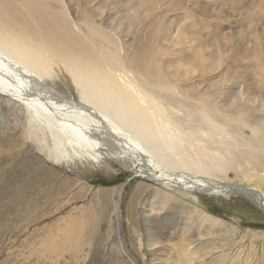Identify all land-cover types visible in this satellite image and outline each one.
Listing matches in <instances>:
<instances>
[{"label":"rangeland","instance_id":"rangeland-1","mask_svg":"<svg viewBox=\"0 0 264 264\" xmlns=\"http://www.w3.org/2000/svg\"><path fill=\"white\" fill-rule=\"evenodd\" d=\"M67 1L71 12L79 7L90 13L108 15L110 22L115 25V31L120 30V42L126 39L131 50L145 41V32H151L150 43L155 45L154 51L158 47L161 49L158 57L163 61L166 76L180 82L182 90H187L191 100L196 99L189 91L194 85L197 91L202 94L210 93L216 100L227 97L228 100L224 99L221 103L223 109L234 110V105L245 97L241 94L248 91L250 83L255 92L253 97L263 95L264 98V0ZM131 17H135V22ZM131 23L132 26L129 27ZM162 29H166L168 39L164 38V34L158 36ZM123 49L122 47V51ZM210 53L212 55L208 58ZM255 54L260 57L257 59ZM255 59L262 64L259 77L253 69ZM205 63L206 70L200 77L197 67L202 65L205 69ZM258 78H261L259 85L255 83ZM213 87H216L217 94ZM259 101H255L254 106L258 110L253 112L261 116L264 115V107ZM2 104L0 101V264L177 263L176 260L183 255L182 249H186L183 247L188 243L186 239L194 237L192 235L199 228L197 211L192 210L194 206L208 211L226 224L219 230H211L207 240L205 236H201L199 250L195 249L196 246L191 247L194 253L193 264L199 261L208 263L214 257H218L220 264H264V213L256 207L254 201L238 193L216 199L196 192L183 194L173 187L166 189L158 182L133 176L114 159L105 155L92 159L88 155L81 157L79 154L73 160L53 163L46 157L48 151L55 153L66 150L70 154H73L72 150L80 151L87 132L72 130L69 119L62 124V127H68L65 134L59 131L55 120L48 123L57 127L56 131L59 133L35 129L23 119L20 129L16 128L14 131V115ZM109 106H99L97 111L103 115L99 119L109 123L110 129L116 128L109 136L110 143L125 147L124 140L131 141L132 145H137L141 150L140 153L143 151L145 158L170 173L207 177L231 189L243 185L245 188L259 189L264 196V173L259 172L260 168H264V150L262 154H258V159L253 162L254 166L247 162L242 165V171L254 167L250 178H246L242 171L233 166H228L223 173L208 168L197 173L192 165L188 166L179 152L178 144L172 143H177L174 134L185 131V125L196 118L189 120L185 114L171 113L173 121L177 119L174 121L177 130L171 126H160V123L152 119L148 129L142 131L138 124L135 129L136 122L132 121L130 114L127 117L125 113H118L115 107ZM181 118L186 119L183 121ZM21 128L27 129L23 136ZM156 128L160 129V133ZM147 131L148 133H144ZM244 133L248 136L247 132ZM98 134L107 139L102 131ZM17 135H21V140ZM35 136L40 140L46 137V141H42L46 155L31 145ZM23 141L26 145L22 144ZM168 141L177 146H174L175 150ZM202 141L210 142L207 138H202ZM138 184L147 187L142 192L135 193ZM154 188L167 192L173 190L175 197L172 195L168 198L161 193L153 196L151 192ZM145 217L152 219L146 220ZM230 224L238 230H225ZM149 228L155 232L157 240L151 241V237H147Z\"/></svg>","mask_w":264,"mask_h":264},{"label":"bare ground","instance_id":"bare-ground-1","mask_svg":"<svg viewBox=\"0 0 264 264\" xmlns=\"http://www.w3.org/2000/svg\"><path fill=\"white\" fill-rule=\"evenodd\" d=\"M68 2L67 0H0V101L3 103L2 106H5L12 116L14 115V131L16 128L20 129V122L23 119L31 127H36L35 129L41 128L42 131L47 129L57 132L58 127L59 131L65 134L68 127H62V124L69 119L71 122L69 127L72 130L87 132L83 139L84 143L81 145L82 150L77 152L72 150L73 154L66 150L55 153L48 151L46 155L42 147V141H46V137L40 140L38 136H35L33 141L28 140V142L31 141V145H34L39 152L44 153L53 163L73 160L74 156H79V154L81 157L88 155L92 159H98L101 155L110 156L133 176L146 181L158 182L166 189L173 187L183 194L196 192L199 195L216 199L227 198L231 193H238L250 201H254L256 207L264 212V196L258 191L259 189L238 185L236 189L232 188L235 190H232L231 187L220 185L217 181L207 177H198L194 173H191L194 174L193 176L170 173L145 158L142 155L143 151L140 153L141 150L136 144V146L132 145L131 141L130 143L124 140L125 147L110 143L109 136L115 132L116 128L111 127L110 129L109 123L106 124L99 119L103 115L97 111L99 106L100 108L108 107V105L112 106L109 108L115 107L118 113L123 112L126 114H124L125 116L130 114L132 121L136 122L135 129L138 124L142 131L148 129L152 119L160 123V126H171L177 130L174 122L177 119L173 121L171 113L185 114L189 120L194 117L196 118L193 119L194 123L191 120L188 124H184L185 131L182 128L183 132L178 133L177 131L174 134L177 143L176 141L172 142L178 144L179 152L186 159L188 166L192 165L197 173L205 168L223 173L228 169V166L236 167L241 172L245 162L253 165V162L258 159V154H262L264 150V115L258 116L253 112L258 110L254 106L257 100H260V105L264 107L263 95L253 97L252 94L255 92H253L250 83L248 91L241 94V96H245L243 100L234 105V110H226L223 109L221 103L224 102V99L228 100L227 97L216 100V97L213 98L210 93L202 94L197 91L193 85L190 90L187 88L196 98L191 100L187 90L185 91V88H183L184 91L182 90L180 82L173 81L166 76L163 61H160L158 57L161 49L158 47L154 51L155 45L150 43L152 41L151 32H145V41L141 45L137 44L134 46L135 49L133 47L131 50V45H127L126 39L123 40L124 42H120L121 37L118 34L120 30L115 31V25L110 22L108 15L105 16L100 12L90 13L86 9L80 10L79 7L75 9V12H71ZM148 17L150 16L148 15ZM112 19L114 20V18ZM134 19L135 17H131V20L135 22ZM132 23L129 24V27L132 26ZM161 34H164V38L168 39L166 29L158 32V36ZM252 53L254 55V52ZM209 55L208 58L212 54ZM201 57L204 56L201 55ZM257 59H255L256 62L254 61L253 69L255 75L259 77L262 64ZM251 62L253 63V61ZM205 65L206 63L204 68ZM205 70L206 68L203 69L202 65H199V68L197 67V71L200 73L198 76L201 77ZM260 79H256L255 83L259 85ZM213 88L215 90L216 87ZM216 92L215 90V94H217ZM223 92L222 94H224ZM67 95L74 97L69 98ZM237 97L239 98V96ZM233 100L235 101V99ZM230 101L233 103L232 100ZM3 107L1 109H4ZM258 107L260 108V106ZM184 119L186 118L182 120L184 121ZM51 120L56 121L57 127L48 123ZM132 121L130 120V122ZM131 125L133 124L131 123ZM151 129L153 130V127ZM21 130L22 136L25 135L27 129L21 128ZM157 130L160 133V129ZM99 131H102L107 139L101 137L98 134ZM244 131L248 133V136ZM144 133H148V131ZM17 136L21 140V135ZM202 138H207L210 142H203ZM106 141L111 144V147ZM171 141L168 142L171 143ZM172 143L171 146L175 150L177 146ZM22 144L26 145L24 141ZM253 166L242 171L246 178L253 176V171H251L254 169ZM259 172L264 173V168H260ZM146 187L138 184L135 193L142 192ZM151 193L153 196L161 193L168 198L172 195L175 197L173 190L167 192L154 188ZM193 209L197 211L199 228L192 235L194 237L186 239L188 243L186 242V245L183 246L186 247V249H182L183 255L176 260L177 263L173 264H193L194 253L191 247L196 246L195 249L199 250L198 244L202 243L201 236L203 238L205 236L207 240L211 230H219L226 224L200 207L194 206ZM140 214L142 215L141 212ZM148 217H145L146 220L152 219ZM150 230L151 228L148 229L149 233L146 235L149 236L147 237H151V241L157 240L155 232ZM167 230L169 231V228ZM225 230L236 232L238 229L230 224V227ZM218 232L220 233V231ZM202 251L204 252V250ZM197 257L200 259V256ZM217 258H211L208 263L197 261L196 264H220Z\"/></svg>","mask_w":264,"mask_h":264},{"label":"water","instance_id":"water-1","mask_svg":"<svg viewBox=\"0 0 264 264\" xmlns=\"http://www.w3.org/2000/svg\"><path fill=\"white\" fill-rule=\"evenodd\" d=\"M264 213V212H263Z\"/></svg>","mask_w":264,"mask_h":264}]
</instances>
